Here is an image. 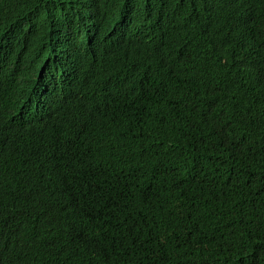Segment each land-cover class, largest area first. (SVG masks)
<instances>
[{"label":"trees","instance_id":"trees-1","mask_svg":"<svg viewBox=\"0 0 264 264\" xmlns=\"http://www.w3.org/2000/svg\"><path fill=\"white\" fill-rule=\"evenodd\" d=\"M16 1L0 27L43 23L48 1ZM215 1L219 43L205 0H172L163 19L200 35L129 36L64 78L50 121L0 131V264H264V0Z\"/></svg>","mask_w":264,"mask_h":264},{"label":"clouds","instance_id":"clouds-1","mask_svg":"<svg viewBox=\"0 0 264 264\" xmlns=\"http://www.w3.org/2000/svg\"><path fill=\"white\" fill-rule=\"evenodd\" d=\"M45 1L48 7L43 23L39 8L33 5L29 12L13 14L0 27V131L50 121L57 104L70 101L75 94L76 88L71 92L64 88V78L71 73L82 75L112 52L117 42L122 51L129 36L149 43L169 34L200 35L199 28L191 24L184 29L177 15L163 19L164 6H170L172 0H138L135 10L128 13L116 6L103 9L92 1ZM16 3L24 6L22 0ZM204 4L209 13L201 26L205 32L214 30L218 41V33L228 30V11L215 0H205ZM103 27L106 33L100 37ZM54 41L59 45L57 51L52 49ZM41 45L47 53L39 52L33 59L23 54ZM80 50L88 54L84 56ZM80 116L70 113L65 123H73Z\"/></svg>","mask_w":264,"mask_h":264},{"label":"bare ground","instance_id":"bare-ground-1","mask_svg":"<svg viewBox=\"0 0 264 264\" xmlns=\"http://www.w3.org/2000/svg\"><path fill=\"white\" fill-rule=\"evenodd\" d=\"M182 10V9H181Z\"/></svg>","mask_w":264,"mask_h":264}]
</instances>
